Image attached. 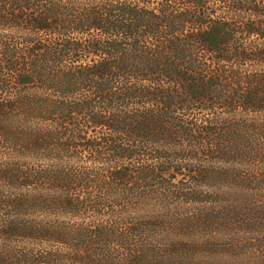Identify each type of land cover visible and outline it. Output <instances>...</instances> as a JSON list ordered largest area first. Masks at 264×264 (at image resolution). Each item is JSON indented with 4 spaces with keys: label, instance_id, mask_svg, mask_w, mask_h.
Instances as JSON below:
<instances>
[{
    "label": "trees",
    "instance_id": "trees-1",
    "mask_svg": "<svg viewBox=\"0 0 264 264\" xmlns=\"http://www.w3.org/2000/svg\"><path fill=\"white\" fill-rule=\"evenodd\" d=\"M0 264H264V0H0Z\"/></svg>",
    "mask_w": 264,
    "mask_h": 264
},
{
    "label": "rangeland",
    "instance_id": "rangeland-1",
    "mask_svg": "<svg viewBox=\"0 0 264 264\" xmlns=\"http://www.w3.org/2000/svg\"><path fill=\"white\" fill-rule=\"evenodd\" d=\"M225 33L222 27H215L211 33H210V38L209 42L212 44H215L217 42H220L222 39V35Z\"/></svg>",
    "mask_w": 264,
    "mask_h": 264
}]
</instances>
